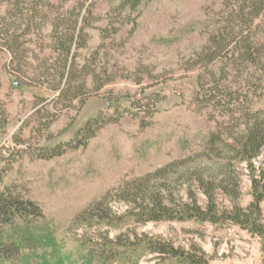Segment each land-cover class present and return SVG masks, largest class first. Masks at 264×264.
<instances>
[{
  "label": "rangeland",
  "instance_id": "rangeland-1",
  "mask_svg": "<svg viewBox=\"0 0 264 264\" xmlns=\"http://www.w3.org/2000/svg\"><path fill=\"white\" fill-rule=\"evenodd\" d=\"M251 3L0 0V147L17 159L0 187L44 213L1 228L0 264H185L149 241L196 249L209 264H264V240L221 215H258L254 192L264 193V151L253 168L235 151L264 119V7L252 19ZM92 119L86 144L40 156ZM166 166L148 188L158 184L177 213L194 200L206 208L201 175L217 222H143L119 198ZM259 209L264 225V199Z\"/></svg>",
  "mask_w": 264,
  "mask_h": 264
},
{
  "label": "trees",
  "instance_id": "trees-1",
  "mask_svg": "<svg viewBox=\"0 0 264 264\" xmlns=\"http://www.w3.org/2000/svg\"><path fill=\"white\" fill-rule=\"evenodd\" d=\"M250 5V16L255 18L259 15L260 10L264 7V0H251ZM253 1H256L253 2ZM249 14V13H248ZM74 42V36L70 37V44L66 47V51L69 53L72 49V44ZM80 46V44H79ZM244 56L247 60L253 61L254 52L251 47L246 48L244 51ZM61 94L63 91L60 92ZM98 119L89 120L82 128H80L76 137L70 142L64 144H58L51 148H44L41 157L49 158L57 155L63 154L66 149L75 148L78 145H83L88 142V140L95 135L98 128ZM97 127V128H96ZM2 129V125H0ZM9 148L2 145L0 147V182L2 181L6 172L12 168L14 162L17 160L14 157V152L8 150ZM237 154L241 155V160L247 162L248 166L253 168V159L259 156L264 151V119L257 117L249 123L248 129L246 130L245 137L235 147ZM9 152V153H7ZM186 159H181L180 162L184 163ZM171 166V165H168ZM162 167L157 169L154 174L149 173L145 177H141L131 182H126L123 184L118 191L119 198L128 204L132 209L137 210L136 215L142 218L143 222L161 220L164 217L173 218H196L202 221L217 222V216L220 215L216 209V204H214V188L212 182L205 181L204 177L197 175L198 185L202 188L203 192L206 193L210 199V203L207 204L206 208L199 205L196 200L190 203H185L179 213L172 208V204L166 201V197L163 196V190H160V186L157 184L152 188H148L151 182V177L155 175H160L165 173L167 167ZM264 175V170H262V176ZM261 176V177H262ZM253 181L255 187L257 186L258 179L253 175ZM227 184L226 181H222L221 189L225 192L231 194L234 191L230 190L224 186ZM160 187V188H159ZM255 200L250 208L255 207L258 211V215L254 217L249 214L246 210L235 209L234 212H224L222 216H230L233 222L240 224L244 227H250L254 233H257L262 240H264V225L260 222V209L259 204L264 199V193L254 192ZM139 204V205H137ZM44 213L41 206L34 200L27 199L20 194L13 191L9 186L4 188L0 187V230L3 226L11 224L17 218L21 219H32L43 217ZM150 246L151 251L158 252L160 254H169L174 258H179L181 263L185 264H209L205 259L204 253H200L196 249L193 250H179L173 245L166 242H147ZM13 246L18 247L16 243Z\"/></svg>",
  "mask_w": 264,
  "mask_h": 264
}]
</instances>
